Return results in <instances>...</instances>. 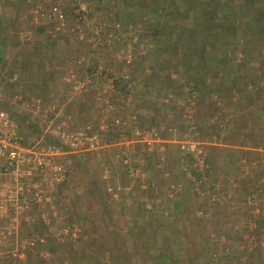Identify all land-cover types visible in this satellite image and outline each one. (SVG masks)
Here are the masks:
<instances>
[{"label":"crops","instance_id":"0c3cea01","mask_svg":"<svg viewBox=\"0 0 264 264\" xmlns=\"http://www.w3.org/2000/svg\"><path fill=\"white\" fill-rule=\"evenodd\" d=\"M11 1L14 4V0H0V67L11 65L16 72L13 82L16 81L19 88L17 93L12 92L13 100L31 105L29 99L39 97H25L26 102L21 95L26 90L32 95L36 93L32 82L42 81L39 78L49 70V60L52 61L50 72L54 75L67 72L70 65L67 61L66 68L62 48L49 52L40 42L42 36L53 38L52 41L61 39L59 29V32L49 33L51 0H27L29 5L25 0H18L20 5L13 17L7 11ZM189 2V6L177 3L181 11L178 14L172 4H168L167 9H172L173 19L176 17V22L186 29L194 24L198 13L202 14L200 29L207 39L210 59L201 60L203 53L193 56L191 50H186L187 55L183 56L166 49L164 42L155 41L158 38L154 28L157 13L143 15V25L148 28L143 43L147 46L148 60L153 68L156 67L153 76H160L157 67L162 69L164 75L158 80H169L173 86L179 83L184 97L178 98L174 92L167 91L168 87L149 92V86L143 85L148 95L137 96L134 103L126 97L119 98L118 88L127 89L125 84L119 87L115 81L114 92L109 98L115 107L118 106L116 111L135 112L137 126L156 130L155 142L151 148H146L134 138L121 142L119 138L110 141L109 137L94 151L63 154L61 161L69 164V171L61 184L50 188L51 200L47 206L48 210L54 206L58 217L50 228L42 222L22 228L21 235L39 233L48 237L46 245L25 249L22 263L30 264V255H35L43 264H57L58 261L72 264H264V65L256 64L252 53V46L264 42V17L259 18L264 6L258 3L261 12H253L254 16L250 17L249 2L243 5L232 0ZM147 3L150 4V0ZM205 3L206 9L196 6ZM242 9L247 21L244 16L239 18ZM18 20L31 23L40 41L30 36L22 37L21 29L15 26ZM258 21L262 23L260 33L254 29ZM208 24L210 29L206 31ZM171 25L169 20L165 27H160L162 39L168 40L172 32L176 35ZM120 28L122 25L114 22L110 31L117 32ZM84 62L83 59L82 65L77 64L83 71L81 75L74 73L77 78L86 72L92 74L98 64L88 67ZM186 63L187 71L184 69ZM132 65L133 62L129 68ZM188 72L196 76L194 90L186 84ZM30 74L35 76L34 80L29 78ZM62 83L67 85L69 97L53 107V128L62 125L74 130L95 123L105 111L98 91L92 88L74 95L64 78ZM142 83H148L147 79ZM40 86L36 84L35 88ZM5 95L0 90V101ZM195 97L199 104L194 103ZM76 100L86 105L87 111L76 109L73 104ZM190 100L192 108L188 111L183 106ZM40 102L42 107L41 99ZM0 105L10 111L19 124L14 110L2 101ZM79 114L89 119L72 126L71 119ZM21 127L25 142L26 138L32 140L25 136ZM39 130L42 134L33 142L51 143L46 139L49 134L52 136L49 128ZM250 132H256L254 136L259 141L242 138ZM187 136L203 146L204 163L197 167L192 166L193 158L179 148L180 140ZM235 137L241 139L235 141ZM118 153L128 156L127 162L117 158ZM75 159L83 165L82 184L72 180ZM79 187L83 197L76 205L78 196L74 191ZM58 197L68 207L67 215L76 216L73 223L67 221L64 208L56 207ZM64 227L69 234H59ZM20 241L21 237L15 240L18 245ZM75 242L79 246L76 247ZM68 244L70 255L67 251H58L57 247H68ZM43 249L50 251L49 257L41 256Z\"/></svg>","mask_w":264,"mask_h":264},{"label":"built area","instance_id":"2783aa9c","mask_svg":"<svg viewBox=\"0 0 264 264\" xmlns=\"http://www.w3.org/2000/svg\"><path fill=\"white\" fill-rule=\"evenodd\" d=\"M50 15L58 23L57 29L67 25V16L60 7L59 0L51 3ZM99 32L100 30L95 31L98 35ZM111 36L115 35H107L109 39H112ZM118 56L123 68H129L134 58L131 43L125 42L118 51ZM82 62L83 58L77 60L78 65ZM126 72L123 70L119 79L126 85V99L130 100L129 75ZM117 79V75L101 63L95 66L90 75L86 72L78 78L73 73L66 76L65 81L70 84L75 95L95 88L98 96L102 98L105 111L95 123H88L78 129L69 130L62 125H56L49 130L58 139L56 142L26 143L15 116L0 107V264H24L22 262L26 256L25 249L47 244L48 237L44 234L21 235V232L26 224L42 222L49 228L54 225V220L58 217L57 210L54 206L48 210L47 206L51 200L50 188L61 184L69 171V164L61 161L63 154L94 151L109 137L110 141L119 138L121 142H130L134 138L146 148H151L155 142L156 130L137 126L138 116L135 112L123 114L116 111L119 110L118 106L115 107L109 97L114 92ZM100 87L102 91L99 92ZM30 100L34 110H40V99ZM191 105L190 100L188 106ZM189 107H186L188 111ZM179 148L193 158V167L204 163L203 146L190 136L180 140ZM116 157L125 162L128 160V156L121 153L116 154ZM60 231L59 234H69L67 227ZM17 237H21L22 243L19 242V245L15 242ZM40 254L47 258L50 251L43 249Z\"/></svg>","mask_w":264,"mask_h":264},{"label":"rangeland","instance_id":"374dc122","mask_svg":"<svg viewBox=\"0 0 264 264\" xmlns=\"http://www.w3.org/2000/svg\"><path fill=\"white\" fill-rule=\"evenodd\" d=\"M33 1V0H32ZM46 1V0H45ZM42 1V4H45L46 2ZM60 1V7L62 8L63 12L67 16V25L64 28L59 29L62 33L61 39H57V41H52L53 38H47L42 36V41L39 40L40 36L39 34L34 30L33 26H31V23L29 22H22L21 20L16 21L15 26L19 29H21L20 33L22 37L24 36H30L32 39L39 40L42 44L45 45L46 50L48 49L49 52H53L54 50H57L58 47L62 48L60 51L64 52L65 56V66L67 68V61L70 65L68 67V71H63L62 73H59V75L52 74L51 71V64L47 73H44L41 79L42 81H33L32 86L36 93L34 95L29 94L27 90L21 95L23 100H28L26 98H30L32 96L39 97L42 100V107H40L41 111L36 112L32 105L29 104H22L18 101L13 100L12 98V92H16L19 88L18 84L15 85L13 82L15 80V74L11 69V65L8 66V68H2L0 67V90H2L6 95L3 98L2 103L4 105H7L6 107H10L11 110H14V113L18 116L20 127L23 129L25 136L31 138L32 140L38 139L36 135L38 134L39 129H46L53 128L54 124L53 122V107L56 105H60L62 103V99L65 100L67 97H69L68 87L67 85H63L62 78H66L68 73H75L77 75L83 74V71L81 68L78 67L77 60L79 58H83L85 60L84 63L87 64L88 67H91L92 64L101 63L107 68L115 73L117 75V78L119 79L120 76L123 74L122 71L126 70L129 73V79L128 82L130 84V98L135 103L136 97L139 95L145 96L147 94V90L143 89V85L145 88L149 86V92L151 90H157L160 89V87L169 88L167 91H172L176 94L178 98H183V90L180 89L179 83H176L175 86L170 85V81L165 80L160 82L158 80L159 77H162L164 73H162V69L159 70L157 67V73L160 76H153V71L156 67H152L153 64L150 62L147 58V46L145 43H143L145 37L147 36V26L143 25V12L138 10L137 6L139 5L136 1L134 2V5L129 4V1L126 0H59ZM228 1V0H225ZM231 1V0H229ZM234 2L238 3H246L249 2L251 4V7L249 8L248 15L250 17H253V12L260 13L261 9L258 3H260L262 6H264V0H232ZM245 1V2H244ZM10 2L9 8L7 7V11L11 14L13 17L17 8L20 5V2L18 0H14ZM53 0L50 1L52 3ZM129 2V3H128ZM25 4L27 5V0H25ZM29 5V4H28ZM51 5V4H50ZM214 5V2H212V6ZM243 5V4H242ZM16 7L15 8H13ZM46 7V5H43ZM126 6H129L130 8H127ZM256 6V7H254ZM27 8V7H26ZM127 8V9H126ZM172 10V9H171ZM5 10L3 9V12ZM241 17H245L243 13V9L241 10ZM7 14V12H6ZM5 14V15H6ZM246 14V13H245ZM251 14V15H250ZM247 15V14H246ZM264 17V11L260 13L259 18L263 19ZM238 18V19H239ZM245 21L246 17L244 18ZM114 22H119L122 25V29L115 32L114 30L110 31L111 24ZM50 32H53L58 27V23L52 19L50 22ZM126 24V25H124ZM124 26V27H123ZM126 27V28H125ZM10 29V28H9ZM96 30H100L99 35L95 33ZM26 31V32H25ZM57 31V32H59ZM10 32L12 30L10 29ZM27 32H31V35H28ZM109 32V33H108ZM112 33L115 36H111L112 39H109L107 35ZM107 34V35H105ZM257 36V35H256ZM141 37H143V40L141 43L138 42L141 40ZM8 39V38H7ZM264 40V39H263ZM32 41V40H30ZM131 43V47L133 49V65L131 68H123V63L121 61V58L118 56V51L123 47L125 42ZM29 48V47H28ZM21 49H25L21 46ZM252 53L254 55V58L256 59V64H263L264 65V42H261L260 44H257V46H252ZM46 59V58H45ZM46 62V61H44ZM43 62V64H44ZM54 62V59H53ZM59 63L60 66H62L61 62L56 61ZM82 65V64H79ZM255 65V63H254ZM163 68V66H162ZM61 72V71H60ZM126 72V73H127ZM35 76L30 74V79H33ZM150 78V79H149ZM147 79L148 83H142L143 80ZM34 80V79H33ZM185 81V80H184ZM41 84V86L38 88L36 87V84ZM123 87V86H121ZM127 88V87H126ZM33 89V90H34ZM125 88H118L119 98L127 97V91H124ZM13 92V94H14ZM35 92V91H34ZM28 93V94H27ZM201 93V92H200ZM203 93H205L203 91ZM144 94V95H143ZM75 95V94H74ZM148 95V94H147ZM201 95H203L201 93ZM26 97V98H25ZM196 98V97H195ZM194 103L197 104L200 103L199 99H194ZM0 101V103H1ZM29 101H31L29 99ZM187 103V102H186ZM75 108L79 111H87L85 109L86 105H82L81 102L76 100L75 103H73ZM10 105V106H9ZM187 105V106H186ZM3 107V105H0ZM186 107H189L188 104H185L183 107L184 109ZM195 106V104H194ZM143 107V106H140ZM189 108H192L191 106ZM88 113V112H87ZM94 113V110H93ZM80 116V117H79ZM76 118H72L71 125L75 126L76 124L80 125L83 122H86L87 115H81L79 114ZM82 122V123H81ZM56 125V124H55ZM203 130V129H202ZM242 134V130L240 132ZM239 132H236V134H240ZM256 132H250L249 136L242 137L248 141H257L259 138H256L254 136ZM252 136V137H250ZM241 138L235 137L236 140H240ZM231 140L234 141V138L231 137ZM259 141V140H258ZM91 158V157H90ZM92 159V158H91ZM75 164L73 167V178L74 182H79L82 184V178L84 169L82 168L83 165L79 162V160L75 159ZM90 164L93 165L92 161H90ZM90 165V166H91ZM96 166V165H95ZM93 166V167H95ZM90 168V167H89ZM235 171H238L235 167ZM79 185V184H78ZM98 189V187H96ZM81 191V188L79 187L75 194L78 196L76 197L75 204L79 205L83 197V194ZM81 193V194H80ZM56 207L58 209L63 208L64 216L66 217L67 221L69 223H73L72 221H76V216H73L72 214H68L67 206H65L64 201L61 200V197H58L57 201H55ZM69 216H72L69 218ZM101 223V222H100ZM99 228V227H98ZM33 230V229H32ZM29 232V231H28ZM26 232V233H28ZM39 232V231H38ZM114 239V237L112 238ZM67 241V240H66ZM75 246L78 242L74 243ZM68 247L59 248L57 247L58 251H67L68 255H70L71 250ZM76 249H79L76 248ZM62 253V252H61ZM66 253V252H63ZM67 255V256H68ZM69 257V256H68ZM71 260V259H70ZM30 264H43L39 263L37 260V257L35 255H30L29 257ZM74 263V261H73ZM57 264H72L70 261L64 263L58 261Z\"/></svg>","mask_w":264,"mask_h":264},{"label":"trees","instance_id":"16d2710c","mask_svg":"<svg viewBox=\"0 0 264 264\" xmlns=\"http://www.w3.org/2000/svg\"><path fill=\"white\" fill-rule=\"evenodd\" d=\"M129 1L131 5H134V2L136 1L139 5L137 7H139L141 10H146L148 12L143 13L144 16H149L151 15V13L156 12L157 15V20L155 23L156 26H154V28L156 29L155 31L157 32V39L159 40H155V41H159L161 43L164 42V47H166V49H172V51L174 52H180L183 56H186L187 51L191 50L193 53V56H198L200 55V53H203L202 57L204 59L201 58V60H209L210 58L208 56L209 53V48L208 46V42L207 39L204 35L203 32H201V16L202 14H197L196 17L194 19V24L191 25L188 29L184 28L183 26H180L178 22H176V17L175 19H173L174 17L173 15V11L167 9V5L168 4H172L175 7V11L178 13H181L180 8H177V3L178 2H183V5L189 6L190 2L189 0H150V4L147 3V0H126ZM169 2V3H168ZM204 5V4H202ZM196 6H200L201 10L202 9H206L207 4L205 3V7L201 6L199 4H196ZM130 8V7H128ZM170 11V12H169ZM148 13V14H147ZM204 13V12H202ZM193 19V18H192ZM172 23V28L174 31H176V35L174 36V32H172V34L170 33V38H168V40H164L162 39V36L159 35V33L161 34V28L165 27L166 25V21H169ZM162 25V26H161ZM261 25L262 23L260 21H258L255 32L256 33H260L261 31ZM159 28V29H157ZM206 31L210 29L209 24L206 25L205 27ZM205 31V32H206ZM250 32H252L250 30ZM203 34V37L199 38L201 35ZM154 37V36H153ZM139 42V40H138ZM141 42V40H140ZM165 50V48H164ZM187 50V51H186ZM166 51V50H165ZM208 53V54H207ZM184 69L187 71V69H189V66L187 67V63L184 64ZM187 77H188V82L186 83L187 85H190L191 89L194 90L195 88H197V86L195 85L196 83V76L190 72L187 73ZM116 83L119 87L123 86V82H121L120 79L116 80ZM42 134V132L40 133V130H38V134L36 135L37 137H40V135ZM49 138H46L48 142H56L57 140H55L54 136H51L50 134L48 135ZM36 140V139H35ZM34 140H29L26 138V142L31 144L33 143ZM223 252H225V247L222 248Z\"/></svg>","mask_w":264,"mask_h":264}]
</instances>
